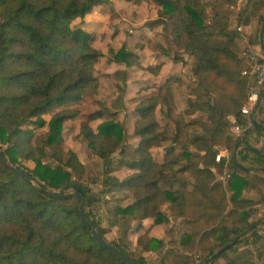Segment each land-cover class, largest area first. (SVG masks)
<instances>
[{
    "label": "trees",
    "instance_id": "obj_1",
    "mask_svg": "<svg viewBox=\"0 0 264 264\" xmlns=\"http://www.w3.org/2000/svg\"><path fill=\"white\" fill-rule=\"evenodd\" d=\"M104 1L0 0V151L9 161L5 164L0 158V264H127L92 236L91 227L80 217L77 192L85 198L84 216L96 223L104 240L136 264H147L143 254L135 257L128 250L132 226L127 221L118 228L117 239L106 238L95 210L99 198L83 181L86 166L73 150L62 147L64 122L80 115L71 106L98 92L100 82L94 70L103 56L93 45L94 36L73 27V22L84 20ZM239 1L213 0V13L209 14L203 0H155L159 9L154 23L162 25L178 50L193 57L191 70L198 85L193 95L197 98L188 101L186 113L202 112L206 119L187 121L177 111L172 84L178 79L167 78L136 108L134 131L140 139L134 149L138 159L131 165L137 172L123 180L112 175L113 155L117 151L123 155L127 143L128 134L121 122L103 120L94 130L90 122L102 119L103 110L90 113L81 122L80 135L92 153L104 160L103 185L111 183L113 188L133 191L134 202L117 212L133 214L138 222L152 219L158 224L169 220L161 206L170 202V216L185 219L186 230L179 244L186 252L171 240L165 253L168 264H192L195 253L204 264H217L255 229L248 209L257 202L243 197L249 179L237 172L243 166L235 155L246 143L244 148L252 152L259 165L249 171L264 173V147L255 148L250 140L228 133L229 116L234 115L239 123L246 121L241 108L252 83L251 75L244 73L250 66L237 42L239 32L230 28L229 16L221 12ZM257 18L264 21V0H245L238 26H248ZM262 50L264 61L263 44ZM115 60L127 66L140 64L137 54L124 48L115 54ZM160 68L147 66L155 74ZM161 102L170 120L164 126L156 116ZM57 107L61 109L47 122L44 115ZM255 112L259 117L264 113L262 102ZM253 120L252 126L264 137V125ZM46 125L49 132L42 139L35 127ZM193 127L200 128L201 133L192 135ZM168 139L171 145L165 147L164 159L159 162L152 149ZM224 145L232 151L233 172L227 187L213 171L223 172L216 154ZM50 158L55 162L46 161ZM29 160L35 165L32 169L24 165ZM116 164L123 167L126 160L120 157ZM13 166L33 175L36 181L16 173ZM176 167L193 177L192 190H170L160 185L162 173ZM165 245L162 239L149 237L148 232L137 239L143 252H157Z\"/></svg>",
    "mask_w": 264,
    "mask_h": 264
},
{
    "label": "rangeland",
    "instance_id": "obj_2",
    "mask_svg": "<svg viewBox=\"0 0 264 264\" xmlns=\"http://www.w3.org/2000/svg\"><path fill=\"white\" fill-rule=\"evenodd\" d=\"M203 3L206 5L208 13L212 14L213 0H203ZM244 4V0H240L236 6H226L221 10L223 14L229 16L231 29L239 27L237 19ZM158 9L155 0H105L103 3L97 4L84 20L77 19L73 22V27H81L94 36L93 45L103 52V56L97 62L94 70L100 82L98 92L86 96L80 103L71 106L78 109L80 115L64 122L62 147L64 150H73L81 162L85 164L86 173L83 181L89 187L92 195L97 199L99 198L95 210L109 241L117 239L118 228L124 221H127L133 228V224L136 225L133 214L122 215L117 212L119 208H125L131 204L133 191L127 188H113L111 183L106 186L103 185V180L106 178V175H104V160L92 153L87 142L80 135L81 122L90 113L103 110L104 116L102 119L90 122L94 130H97L100 122L107 119H114L123 124L125 132L128 134L124 149L125 153L122 155L117 151L112 159L114 163L112 175L119 180H123L138 171L134 164L131 165L137 158L133 154V150L140 139L134 131L135 121L138 117L137 105L144 96L156 92L159 83L165 80L166 77L178 79L172 84L177 111L183 114L187 121L206 119V115L202 112H196L193 115L186 113L188 101L197 98L196 95H193V90L198 89L196 77L191 70L193 57L184 51L178 50L170 35L163 30L162 25L154 23V20L158 17ZM250 25L248 29H246V26H242L245 27L242 31L237 30L239 32L237 42L241 48L249 42L257 48L259 54L263 55L264 21L257 18ZM121 48L137 54L140 64L127 66L124 61H116L115 54ZM149 64H161L159 73L155 74L147 69ZM121 88L124 90L123 92ZM59 109L61 107L45 114L46 121L49 122L52 114ZM156 116L162 126L170 121L167 117L165 103L161 102L158 105ZM251 119H258L264 125V113L259 117L254 112ZM30 127L34 126L31 125ZM173 128H176V126H173ZM230 129L231 126L228 132L230 136L234 138L241 137L244 141L250 140L251 145L255 148L261 149L264 147V137L253 126H251L249 134L241 136L231 135ZM35 131L38 136L45 139L49 128L48 125L43 128L35 127ZM190 132L192 135H197L201 133V129L193 127ZM244 144L246 143L243 142V145L236 151L235 158L243 166V169L239 167L237 172L249 179L246 186L249 189L248 191L251 192L250 189L256 190V198L261 199L264 196L262 193L264 180L261 179L264 173L258 169L249 171L248 168L258 167L259 165L255 164L252 152L244 148ZM170 145L171 139H168L160 147H154L152 152L155 158L163 160L165 147ZM176 148L177 152L180 151V147ZM220 149H226L230 157L227 168L223 167V172L219 173L220 176L222 175L221 178H224L223 184L227 187L229 179H225V174H232L233 172L231 167L232 151L226 145L220 146ZM244 155L246 158H243ZM120 157L128 160V165L118 166L116 163ZM46 161L55 162L51 158ZM24 165L30 169L35 166L33 161L30 160L24 161ZM177 168L162 173L160 185L163 188L172 190L180 186L181 183L179 185L176 183V176H179L181 180L192 177L188 173L178 172ZM103 190L105 191L103 192ZM138 236L136 229H132L128 236V250L135 257L143 254L142 256L147 259V264H168L163 253L156 255L143 252L141 247L137 246ZM173 236L175 237L174 232Z\"/></svg>",
    "mask_w": 264,
    "mask_h": 264
},
{
    "label": "crops",
    "instance_id": "obj_3",
    "mask_svg": "<svg viewBox=\"0 0 264 264\" xmlns=\"http://www.w3.org/2000/svg\"><path fill=\"white\" fill-rule=\"evenodd\" d=\"M250 26L251 25L246 26V29H248ZM149 65H152V64H149ZM155 65H161V64H155ZM155 65H152V66H155ZM167 78L169 77H166V79L161 81L159 85H161L164 81H166ZM154 93H151V94H154ZM149 95H146V96H149ZM263 101H264V98L262 99V103L264 105ZM249 130H251V128ZM137 145L134 146V149ZM219 150H221L220 147L218 148V151ZM133 154L137 157L136 159H138V156L134 153V150H133ZM163 159H164V155H163ZM157 161L162 162L163 160L157 159ZM221 164L224 167V164L223 163ZM125 165H128V160H126ZM213 171L215 172L217 179L221 180L223 183V178H221L222 175L220 176L219 173L216 171V169H213ZM175 180H176V183H178V185L181 183L182 186L181 185L177 186L174 189L185 188L187 190H192L193 185H194L193 177H190L187 180L186 179L181 180L179 176H176ZM248 190L249 189L247 188L244 189L243 197L257 202V204H255L252 208L248 209L250 210V213H251L249 217V221L256 222V224L254 225L255 229L251 233H248L246 236L241 238V240L235 247H233L232 249H229L226 252V256L221 257L218 260L217 264H264V202H263L264 196L261 199H257L256 190L250 189L251 192H249ZM262 193L264 194V190L262 191ZM133 202L134 200L132 197L131 204ZM161 210L169 218L168 221L158 223V224H153L152 219H146L142 222H138L135 220L134 223L136 222V225L133 224L134 228L132 226V229H136L139 236L145 232H148L149 237L162 239L165 242L166 245L164 246L162 250L157 251V252L149 251L148 253H151V254L154 253L156 255L163 253L165 257L166 251L171 247L169 245V242L171 240L177 241L178 242L177 247L180 249V251L185 253L186 251L179 244L181 237L184 235L185 230H186L185 219L182 217L174 218L170 216V202L164 203L161 206ZM226 224L230 225L231 223L230 221H227ZM138 226H140V229H137ZM173 232L175 233V237L173 236ZM196 254L197 253H195V255Z\"/></svg>",
    "mask_w": 264,
    "mask_h": 264
},
{
    "label": "built area",
    "instance_id": "obj_4",
    "mask_svg": "<svg viewBox=\"0 0 264 264\" xmlns=\"http://www.w3.org/2000/svg\"><path fill=\"white\" fill-rule=\"evenodd\" d=\"M237 30L242 31L243 27L239 26ZM242 49V56L250 66V70H245L244 73L251 75L252 83L247 93L246 101L241 108L242 116L246 121L239 123L234 115L229 116L231 123L230 134L234 136L244 135L251 128L253 124L251 116L262 102L261 92L264 88V61L261 60L263 55L259 54L257 48L249 42ZM216 161L223 163L224 167L227 168L230 162L228 151L226 149L219 150L216 154ZM230 177V173L225 174V179H229ZM192 264H204L203 259L200 255L196 254L194 255Z\"/></svg>",
    "mask_w": 264,
    "mask_h": 264
},
{
    "label": "water",
    "instance_id": "obj_5",
    "mask_svg": "<svg viewBox=\"0 0 264 264\" xmlns=\"http://www.w3.org/2000/svg\"><path fill=\"white\" fill-rule=\"evenodd\" d=\"M0 158L2 159V161L5 164H9L8 159L5 157V155L0 151ZM12 169L20 174L21 176H23L24 178H26L27 180L31 181V182H35L36 179L33 175L25 172L24 170L20 169L17 166H13ZM78 198L80 199V217L82 219V221L91 227V234L92 236L97 240V242L102 246L105 247L107 249H109L113 254L117 255L118 257H121L127 264H136L134 261H132L131 259H129L125 254H123L122 252H120L118 249H116L115 247H113L112 245H110L109 243H107L104 238L102 237L101 234H99L97 232V225L96 223L86 219V217L84 216V202H85V198L83 197V195L79 192L76 193Z\"/></svg>",
    "mask_w": 264,
    "mask_h": 264
}]
</instances>
